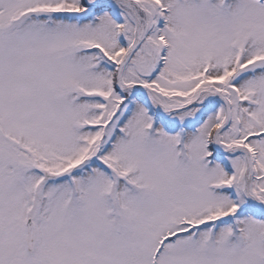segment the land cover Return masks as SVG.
Wrapping results in <instances>:
<instances>
[{"label":"snow or ice","instance_id":"6c2138e0","mask_svg":"<svg viewBox=\"0 0 264 264\" xmlns=\"http://www.w3.org/2000/svg\"><path fill=\"white\" fill-rule=\"evenodd\" d=\"M0 264H264V0H0Z\"/></svg>","mask_w":264,"mask_h":264}]
</instances>
